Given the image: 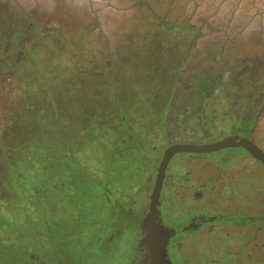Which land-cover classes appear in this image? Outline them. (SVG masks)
I'll use <instances>...</instances> for the list:
<instances>
[{
	"label": "rangeland",
	"instance_id": "1",
	"mask_svg": "<svg viewBox=\"0 0 264 264\" xmlns=\"http://www.w3.org/2000/svg\"><path fill=\"white\" fill-rule=\"evenodd\" d=\"M4 1L36 18L22 38L12 31L0 47V264H56V248L73 264H103L98 240L122 231L113 212L116 182L124 186L118 194L141 203L153 187L151 153L171 141L208 140L198 132L217 137L236 126L264 148V0ZM247 96L256 119L240 115L238 99ZM188 153L170 164L234 157ZM241 156L230 174L255 185L250 197L264 195V165ZM246 165L254 168L249 178L239 173ZM223 183L221 206L234 189L243 199L236 184ZM208 239L185 259L264 264V242L242 234L222 249Z\"/></svg>",
	"mask_w": 264,
	"mask_h": 264
},
{
	"label": "flooded vegetation",
	"instance_id": "2",
	"mask_svg": "<svg viewBox=\"0 0 264 264\" xmlns=\"http://www.w3.org/2000/svg\"><path fill=\"white\" fill-rule=\"evenodd\" d=\"M184 91H187V89L185 88ZM258 98H264V92L260 91L258 93ZM238 100L241 102V104L239 102V105L244 107L249 106L248 100L251 101L248 96L241 97ZM249 109L252 110L251 106ZM250 110L247 112L245 107L240 110V115L245 117L246 120L252 116L255 117L256 112L251 113ZM257 114L258 117L261 115V112ZM215 115L213 117L216 118L217 115ZM214 119L211 123H216ZM221 121L222 118H220L218 122H220V125L224 126L225 122L222 121L221 123ZM169 125L172 126L173 124L169 121ZM166 127L168 129V126ZM199 133H202V135L210 134L211 138L208 140L207 138H203L202 141L187 143L206 144L227 136L245 137L254 143L251 138V130L237 132L236 126H231V128H228L227 132H218L217 137L212 136L214 133L208 130L203 132L199 131L198 134ZM174 143L178 142L171 141L163 147V151L166 147ZM260 148L264 151L263 147ZM218 150L224 151L223 158L232 152L234 155L231 159L232 161L222 163L220 162V156L215 160L205 161V159H207L206 156L193 155L191 157V155H188L191 158L186 157L184 160L180 161L174 160L173 163L170 164L171 159L176 153L168 161L159 193V219L152 233L153 238L151 243L153 244L149 245L151 252H148L146 246L142 243L145 234L141 227V219L148 210L149 196L152 187L148 185L145 198L141 203H130L125 195L122 196L118 194L124 186L122 182H116L119 183L115 184L117 192L114 194L110 189L109 192L112 193L113 200L117 204V208L115 207L113 212H115L114 216H116L117 219L118 229L122 231L121 233L119 232L120 234L115 238H112L113 235L103 234L98 240L97 254L99 258L101 257L100 260L104 261L103 264H120V262L125 259H127V264H198L194 260L185 259V257L187 256V252L191 250L193 246H197L199 240H202V238L207 240L211 238L213 243L215 242L219 248L222 249L231 247V244H234L237 237H241L242 234L249 237L248 241H250V243L251 240L255 242L261 241V243H263L264 195L253 193L250 197L249 193H251V189L254 190L255 193L257 192L255 185L251 182L248 184H238L237 176L230 174L231 163L241 160V155H249L254 161H256V159L240 146L226 147ZM162 154V150L157 154V151L154 149L151 153V157H153L151 161L148 162V166H152L151 170L153 171L152 185ZM143 160L144 159H142V161ZM131 164L135 166V163ZM249 168L252 167L246 165V167L240 168L241 172L239 173L249 178L248 176L253 175L254 170V168L253 170ZM148 180H151V178H146L144 185ZM223 182L236 184V187L244 194H240L243 196V199H238V196H235L234 189L229 192L230 194L228 192L226 194L229 198L227 201L228 205H225L226 208L221 206L220 199L216 198V193L219 192L217 188H219V186L222 187L224 184ZM210 196L214 198L213 201L209 199ZM234 199L235 203L233 202L230 206L229 202H232ZM210 201L213 203H210ZM241 201H244V205L247 204L249 206L248 209H246V206H242ZM219 203L220 206L218 207H220V209L214 208V205H218ZM209 208H211V210H209ZM127 218L132 219L130 224L126 223ZM126 233H128V235L133 234L131 238V250H126L123 245L126 239ZM255 245L261 248V245L257 243H255ZM255 250L258 249H254V251ZM250 251H253L252 247ZM52 257L56 260V264H73V260L68 251L56 248L52 251ZM207 262L209 261L207 260Z\"/></svg>",
	"mask_w": 264,
	"mask_h": 264
},
{
	"label": "water",
	"instance_id": "3",
	"mask_svg": "<svg viewBox=\"0 0 264 264\" xmlns=\"http://www.w3.org/2000/svg\"><path fill=\"white\" fill-rule=\"evenodd\" d=\"M243 147L254 159L264 165V151L245 137L227 136L220 140L206 143H174L166 147L163 151L160 163L157 167L153 187L149 196L148 210L145 216L141 219V227L144 230V238L142 243L146 246L148 252H151L149 245H152V233L156 222L159 219V193L164 177L165 168L168 161L175 153L190 152V153H204L216 151L226 147Z\"/></svg>",
	"mask_w": 264,
	"mask_h": 264
},
{
	"label": "trees",
	"instance_id": "4",
	"mask_svg": "<svg viewBox=\"0 0 264 264\" xmlns=\"http://www.w3.org/2000/svg\"><path fill=\"white\" fill-rule=\"evenodd\" d=\"M143 6V5H141ZM28 10H25L23 6L15 5L12 6L8 3V1L0 0V38L5 39V42L0 45V47H3L6 45L8 47L11 40L9 38V35L13 31V33L16 32V35L18 38L22 34L27 33V23L30 21L29 15H31ZM35 22V20H33ZM41 24V23H40ZM8 44V45H7ZM6 56V55H4ZM5 63L0 61V68L3 69ZM8 238V237H7ZM59 249V248H58ZM60 250V249H59Z\"/></svg>",
	"mask_w": 264,
	"mask_h": 264
}]
</instances>
